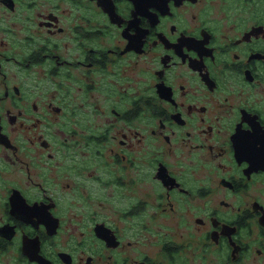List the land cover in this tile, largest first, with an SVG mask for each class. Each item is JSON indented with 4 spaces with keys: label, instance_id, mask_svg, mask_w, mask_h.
<instances>
[{
    "label": "flooded vegetation",
    "instance_id": "flooded-vegetation-1",
    "mask_svg": "<svg viewBox=\"0 0 264 264\" xmlns=\"http://www.w3.org/2000/svg\"><path fill=\"white\" fill-rule=\"evenodd\" d=\"M258 159L264 0H0V264H264Z\"/></svg>",
    "mask_w": 264,
    "mask_h": 264
},
{
    "label": "water",
    "instance_id": "water-1",
    "mask_svg": "<svg viewBox=\"0 0 264 264\" xmlns=\"http://www.w3.org/2000/svg\"><path fill=\"white\" fill-rule=\"evenodd\" d=\"M245 151H246V152H249V151H248V148H244V149H243V152H245ZM250 151H251V152H255L254 149H251ZM243 154H244V153H243ZM258 161L261 162V163H264V162L260 161L259 159H258ZM262 167H264V166H262Z\"/></svg>",
    "mask_w": 264,
    "mask_h": 264
}]
</instances>
